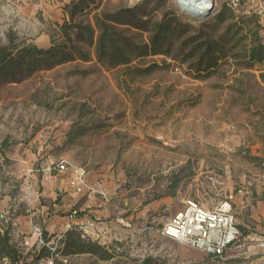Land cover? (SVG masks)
Returning <instances> with one entry per match:
<instances>
[{
  "label": "rangeland",
  "instance_id": "1",
  "mask_svg": "<svg viewBox=\"0 0 264 264\" xmlns=\"http://www.w3.org/2000/svg\"><path fill=\"white\" fill-rule=\"evenodd\" d=\"M53 1L75 22L92 24L95 42L69 44L88 60L36 69L25 59L16 63L15 74L0 70V229L10 230L19 249L12 262L0 240V264H48L55 242V264L252 263L253 257L223 261L152 235L137 250L123 247L126 232L111 222L96 231L100 238L96 229L79 225L78 232H50L48 216L31 219V213L44 204L32 180L51 174L50 163L65 158L87 170L85 203H106L109 219L123 227L141 221L150 230L162 227L187 197L202 193L203 182L217 176L222 192L235 193L238 244L247 236L264 238V50L251 56L264 44V20L253 3L216 0L210 14L196 16L177 0H67V6L66 0ZM25 4L0 0V48L14 55L28 44L51 46L66 19ZM106 14L118 17L110 25L120 34L119 44L127 39L130 62L112 66L98 60L96 18ZM161 21L167 32L156 45L152 36ZM77 32L72 30L74 37ZM88 208L95 215L102 209ZM108 232L111 239L103 237ZM114 239L119 249L109 243ZM237 245L230 255L241 249Z\"/></svg>",
  "mask_w": 264,
  "mask_h": 264
},
{
  "label": "built area",
  "instance_id": "2",
  "mask_svg": "<svg viewBox=\"0 0 264 264\" xmlns=\"http://www.w3.org/2000/svg\"><path fill=\"white\" fill-rule=\"evenodd\" d=\"M256 11L264 20V0H250ZM202 3L197 9L192 10L188 5L177 0L179 8L191 12L196 16H204L215 8L216 0H200ZM236 3V0H233ZM49 171L69 173V184L76 192H84L87 185V170L85 167L74 164L68 159H54L48 166ZM223 181L217 176H211L203 182L202 193L189 196L184 205L174 213L162 227L155 228L156 232L166 238L187 244L199 249L207 255L221 258L223 261L237 256L227 254V249L234 247L240 241L242 232L234 206L235 193L231 191L222 192ZM242 192V189H239ZM99 224V225H98ZM107 224L91 222L89 225L80 223L79 229L92 227L95 230V238H100L98 228L105 230ZM39 230V228H37ZM86 234V232H84ZM85 234L83 236H85ZM246 238V237H244ZM239 246V244L237 245ZM258 256L254 264H264V239L258 240ZM58 255V244L51 243L48 264H55ZM66 263L70 256L64 258Z\"/></svg>",
  "mask_w": 264,
  "mask_h": 264
},
{
  "label": "crops",
  "instance_id": "3",
  "mask_svg": "<svg viewBox=\"0 0 264 264\" xmlns=\"http://www.w3.org/2000/svg\"><path fill=\"white\" fill-rule=\"evenodd\" d=\"M66 0V6H67ZM26 9L34 10L35 12L47 8L49 13L52 14V17H66L69 18V14L65 9H63V5L57 4L53 0H26L25 4ZM69 173H63V172H57L54 171L51 174H44L41 179H33L32 182L34 183V187L38 189L36 192H38L39 195H37L38 199H43L44 204L37 205L35 207V210L33 211V216L39 215H47V223H46V229L50 232L54 231H78V225L80 223L90 222L92 220H100L101 224L107 223H113L115 228L121 229L123 232H126L125 238H127V241L125 242V246L123 247H130L136 250L138 249L137 243L147 241V239L152 235L154 238H166L162 236L161 234H158L155 231V228L153 230H150V227H146L145 222L141 221V223H135L133 226L130 227H123L121 224H116V222L112 221L108 217V212L105 209L106 203H100L96 204L94 199L87 200L86 203L84 199L82 198V193H78L73 189L69 184ZM34 188V189H35ZM39 202V201H38ZM98 203V202H97ZM99 205L102 209L97 210L98 215H95V213H92V209H89V206ZM86 206V212H84V209ZM104 208V209H103ZM95 210H93L94 212ZM93 214V215H92ZM32 219V215H31ZM36 220V219H35ZM32 221V220H31ZM98 230H100L98 228ZM102 232V231H101ZM130 232H133V235H129ZM109 233V232H108ZM112 233V232H111ZM111 233L109 235H104L103 237H110V239L113 237L111 236ZM135 233V234H134ZM117 232L115 231V235ZM128 234V235H127ZM248 235V234H247ZM149 236V237H148ZM264 239L263 237H257V236H247L244 238V242L242 245H239L241 247L240 250H237L235 254H237V257L248 260L253 257L252 263L256 262L257 256H258V240ZM109 241V243H112V247L119 249L120 243L119 241ZM105 242V241H103ZM115 242V243H114ZM108 244V243H101ZM238 246V247H239ZM185 251H191L187 247H182ZM233 247H230L227 249V254L229 253V250H232ZM183 255V254H182ZM234 255V254H233ZM253 255H257L254 257ZM159 257H162L160 254H158ZM139 261H144L143 255H137ZM178 258H181L182 260L186 261H192V258L188 259V257H180L177 255ZM164 258V257H162Z\"/></svg>",
  "mask_w": 264,
  "mask_h": 264
},
{
  "label": "trees",
  "instance_id": "4",
  "mask_svg": "<svg viewBox=\"0 0 264 264\" xmlns=\"http://www.w3.org/2000/svg\"><path fill=\"white\" fill-rule=\"evenodd\" d=\"M69 16V19L66 18L63 23H58L59 35L58 37H54L52 39V44L48 48H39L36 45L28 44L19 49L18 55H14L8 48H0V70L11 71V74H15L13 68L16 67V63L24 62L25 59H29L31 64L36 65V69L42 67L43 65L53 66L75 59L88 60L89 56L87 53L79 51L77 54L75 53V50L78 49L77 46H70L69 44L74 40H78L79 42H83L84 46L91 47L95 42L94 26L92 24L75 22L73 16ZM117 20L118 17L112 18L107 14L105 17L96 18V22L101 28L98 41L99 45L97 47V57L98 60L102 62L109 60L110 65L112 66L127 63L131 60V57L128 56L125 51V45L127 44H125L124 41H127V39L121 37L123 42L119 44L118 40L120 38V34L117 33V31H114L113 26L110 25L112 21L115 22ZM74 28L80 30V32L76 33L75 37L72 33ZM156 29V33L152 36V42L157 45L159 41L162 40V37L165 36L167 28L161 21L157 23ZM111 30L113 31L110 32ZM208 47L211 49L212 45L209 44ZM67 48L70 51H66ZM260 48L264 50V44H261L259 48H253L251 50V56H260L262 53ZM257 49L259 51H257ZM31 215L33 216V212ZM0 240L2 244L1 251L9 256L12 262L17 260L19 249L17 248L16 243L11 242L9 229L5 230L3 233L0 229Z\"/></svg>",
  "mask_w": 264,
  "mask_h": 264
},
{
  "label": "bare ground",
  "instance_id": "5",
  "mask_svg": "<svg viewBox=\"0 0 264 264\" xmlns=\"http://www.w3.org/2000/svg\"><path fill=\"white\" fill-rule=\"evenodd\" d=\"M183 2H185L189 8H191L192 10L197 9L202 3L200 2V0H181Z\"/></svg>",
  "mask_w": 264,
  "mask_h": 264
}]
</instances>
